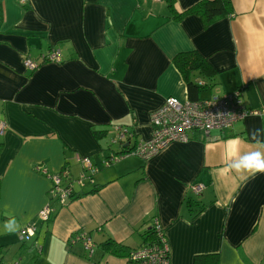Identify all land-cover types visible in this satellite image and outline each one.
<instances>
[{
	"label": "crops",
	"instance_id": "0c3cea01",
	"mask_svg": "<svg viewBox=\"0 0 264 264\" xmlns=\"http://www.w3.org/2000/svg\"><path fill=\"white\" fill-rule=\"evenodd\" d=\"M198 1L171 0L177 12ZM230 2L229 15L205 26L197 14L172 18L170 0H0V264H127L153 219L170 264L205 253H218L219 264H264V174L244 179L225 166L227 141L254 150L249 133L264 127V115L208 137L192 132L147 159L103 164L121 146L151 139L150 114L166 97L189 99L178 53L195 50L214 69L189 73L198 99L239 89L248 108L264 110V0ZM53 50L59 62L40 60ZM25 57L39 66L28 70ZM120 128L134 137L118 144ZM37 166L64 173L76 193L65 204L53 199ZM10 216L22 227L5 235ZM32 223V237L20 241ZM81 233L92 252L73 240ZM110 239L118 252L103 248Z\"/></svg>",
	"mask_w": 264,
	"mask_h": 264
},
{
	"label": "built area",
	"instance_id": "2783aa9c",
	"mask_svg": "<svg viewBox=\"0 0 264 264\" xmlns=\"http://www.w3.org/2000/svg\"><path fill=\"white\" fill-rule=\"evenodd\" d=\"M40 60L59 62L60 57L57 51L53 50ZM38 60L30 57L24 58V65L28 70H34L39 66ZM248 115H264L262 109H251L244 104L240 90L229 94L212 95L205 99L180 101L174 96L164 99L162 106L150 114L152 126V137L149 141L138 143L133 149L126 153L113 154L109 158L103 159V164L108 166L126 155H137L147 159L168 144L174 141H186L192 132H200L208 137L212 130H227L239 120ZM1 125V124H0ZM1 129V126H0ZM124 131L120 128L117 140H124ZM85 170L94 172V168L88 158L81 160ZM42 174L50 178L52 184L49 189L50 196L61 204H65L73 196L72 181L65 182L64 173L50 174L42 166H37ZM85 175L82 176L83 179ZM82 180H79L81 183ZM203 188L202 183L190 185L194 193H199ZM50 206L42 208L39 218L43 221L51 216ZM154 237L150 238L141 247L129 250L127 254V264H170L169 246L164 230L157 219H153ZM35 223L24 227L19 233L20 241H27L35 232ZM74 241H81L84 248L92 252L93 243L86 233L75 235ZM17 264V263H12Z\"/></svg>",
	"mask_w": 264,
	"mask_h": 264
},
{
	"label": "trees",
	"instance_id": "16d2710c",
	"mask_svg": "<svg viewBox=\"0 0 264 264\" xmlns=\"http://www.w3.org/2000/svg\"><path fill=\"white\" fill-rule=\"evenodd\" d=\"M232 11V6L230 0H200L195 3L193 6L186 9L184 12H177L174 8L171 0L169 5L170 16L175 19H181L184 15L188 14H197L201 17L203 24L205 26L210 25L217 19L225 17L229 15ZM174 64L178 68V70L182 73L184 78L186 79L187 89H188V97L191 100L198 99L197 91L201 87L199 84L194 83L191 79L188 78V75L192 71H198L204 76H211L214 74V69L208 60L203 57L199 52L195 50L186 51L178 53L173 58ZM124 131V137L126 141H130L132 137H134V132L131 129L122 128ZM93 133L96 137H100L103 134V131L93 130ZM118 135V133H117ZM116 135V139H117ZM123 140H118V144H122ZM134 146L130 147H122L116 152L117 154L123 152L126 153L133 149ZM112 154H110L107 158H109ZM106 158V159H107ZM92 174L86 175L85 177L91 178ZM95 190V189H94ZM93 190V191H94ZM75 194V189L72 192ZM190 204V200L187 201ZM153 225L145 231L142 235L144 238V242H147L150 238L154 237V230L152 229ZM151 240V239H150ZM103 248L105 250H112V252L116 253L122 245L116 243L113 239L103 244ZM193 264H219V254L218 253H205V254H197L193 258Z\"/></svg>",
	"mask_w": 264,
	"mask_h": 264
},
{
	"label": "clouds",
	"instance_id": "9594fccd",
	"mask_svg": "<svg viewBox=\"0 0 264 264\" xmlns=\"http://www.w3.org/2000/svg\"><path fill=\"white\" fill-rule=\"evenodd\" d=\"M254 142V150L241 152L238 138L227 141L226 148V167L246 179L255 174H264V127L254 128L249 133ZM20 222L15 216H10L2 225V231L5 235L17 233L21 229Z\"/></svg>",
	"mask_w": 264,
	"mask_h": 264
},
{
	"label": "rangeland",
	"instance_id": "374dc122",
	"mask_svg": "<svg viewBox=\"0 0 264 264\" xmlns=\"http://www.w3.org/2000/svg\"><path fill=\"white\" fill-rule=\"evenodd\" d=\"M207 92H208V91H204V90H203V91L201 92V95H202V96H205V95H207Z\"/></svg>",
	"mask_w": 264,
	"mask_h": 264
}]
</instances>
